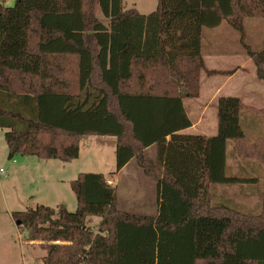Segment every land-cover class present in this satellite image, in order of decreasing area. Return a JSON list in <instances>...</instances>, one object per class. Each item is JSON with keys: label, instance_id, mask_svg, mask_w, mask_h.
I'll return each mask as SVG.
<instances>
[{"label": "trees", "instance_id": "16d2710c", "mask_svg": "<svg viewBox=\"0 0 264 264\" xmlns=\"http://www.w3.org/2000/svg\"><path fill=\"white\" fill-rule=\"evenodd\" d=\"M182 14L197 38L228 20L264 80V47L248 45L244 30L246 19H264V0H160L149 14L123 0L0 3V128L10 154L70 162L82 136H115L116 172L135 158L158 189L156 214L131 213L105 174L81 172L71 181L74 212H13L30 241H43L42 264H264V226H240L207 197L213 184L244 182L227 174L230 141L238 156L264 166V137L245 138L247 106L220 97L215 136L178 133L192 125L183 99L199 96L201 73H233L208 69L200 51H164L163 30ZM90 216L101 218L95 231Z\"/></svg>", "mask_w": 264, "mask_h": 264}, {"label": "crops", "instance_id": "0c3cea01", "mask_svg": "<svg viewBox=\"0 0 264 264\" xmlns=\"http://www.w3.org/2000/svg\"><path fill=\"white\" fill-rule=\"evenodd\" d=\"M14 1L16 0H0V3L10 6ZM159 3L160 0H144V2L143 0H132L130 7L124 4V8H135L142 14H149L157 9ZM188 17L189 14H182L179 18L176 16L174 23L163 30L164 51L169 55L200 51L204 56L208 69L233 71V73L216 75H208L206 72L201 73L199 96L183 99L186 113L192 125L180 130L178 133L201 135L207 138L215 136L218 133V104L220 97L236 96L247 106L241 114V123L246 141L248 144L255 143L259 138L264 137V80L258 77L256 64L253 58L246 53L241 34L231 26L228 20L224 19L216 27H202L197 38L194 34L187 32L188 29L185 24ZM249 19L251 20L248 25L251 28L264 29V19L248 18L246 20ZM246 20L244 22V30ZM233 30L240 34V39L234 34ZM196 40L198 41L196 42ZM245 42L250 45L247 42L246 30ZM238 44L240 45L237 46ZM259 47L256 50L264 47V40L259 43ZM253 49L255 50V48ZM103 137L101 143L110 144L111 146L115 144L116 151L117 138L108 135ZM82 139L83 136L80 140L79 157L70 162H64L60 159H39L36 156H27V162L24 163V167L26 165L37 166L38 170H40L39 166L42 165L41 163L47 166H59L56 177L58 181L62 178V174L71 172L72 176L77 178L82 171L78 170L74 163L81 157ZM167 139H170V136ZM92 145L93 143L87 141V147ZM227 152V174L236 176L244 182L213 184L208 190V200L212 206L219 208L221 214L232 215L240 226L250 220H253L259 226H264L263 173L259 165V163H262L257 159H244L238 156L234 152V141L229 142ZM156 154L157 147L155 144L147 147L146 157L149 160H155ZM33 157L44 162H36ZM138 167L136 159L133 158L119 172L112 171L110 172L111 175H107L105 172L101 173L105 174L111 185L113 183L115 185L121 174L139 175ZM142 173L146 175L143 169ZM58 205L57 203L56 206Z\"/></svg>", "mask_w": 264, "mask_h": 264}, {"label": "rangeland", "instance_id": "374dc122", "mask_svg": "<svg viewBox=\"0 0 264 264\" xmlns=\"http://www.w3.org/2000/svg\"><path fill=\"white\" fill-rule=\"evenodd\" d=\"M131 2L132 0H123L128 7ZM14 4L15 1L10 6ZM250 20H246L245 23L247 42L256 50L261 47L259 43L264 40V29L251 28L248 25ZM234 34L240 39L238 32L234 31ZM70 78L72 79L71 74ZM6 130L8 129L0 128V264H42V259L46 255V250L41 245L43 241H30L28 229L24 225H17L12 214L15 211L36 208L38 205L51 206L56 210L59 205H66L69 211L74 212L77 209V197L72 190L71 181L76 178L71 172L62 174L58 181L56 177L59 166L41 163L40 170L37 166L24 167L27 156L33 155L16 154L9 158L10 151L4 137ZM102 138L104 137L101 135L83 136L81 157L74 163L78 170L105 172L107 175H111L112 171L116 172V146L102 144ZM87 141L93 145L87 147ZM33 158L36 162H44ZM259 165L263 173V166L260 163ZM137 170L140 172L139 175L124 173L119 175L115 185L112 184L117 190L118 205L122 210L131 213L156 214L157 185L142 173L141 168L138 167ZM99 221L100 217L90 216L87 225L95 231L98 229Z\"/></svg>", "mask_w": 264, "mask_h": 264}, {"label": "water", "instance_id": "95a60500", "mask_svg": "<svg viewBox=\"0 0 264 264\" xmlns=\"http://www.w3.org/2000/svg\"><path fill=\"white\" fill-rule=\"evenodd\" d=\"M12 157H13L12 154H10L9 158H12ZM16 224L17 225H20L21 224V221L20 220L16 221Z\"/></svg>", "mask_w": 264, "mask_h": 264}, {"label": "built area", "instance_id": "2783aa9c", "mask_svg": "<svg viewBox=\"0 0 264 264\" xmlns=\"http://www.w3.org/2000/svg\"><path fill=\"white\" fill-rule=\"evenodd\" d=\"M15 161V160H14ZM1 172H3V169H1Z\"/></svg>", "mask_w": 264, "mask_h": 264}]
</instances>
